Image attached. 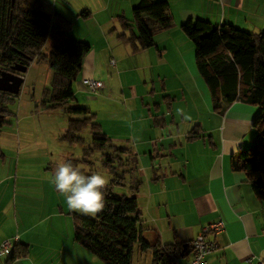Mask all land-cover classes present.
Here are the masks:
<instances>
[{
    "label": "crops",
    "instance_id": "obj_1",
    "mask_svg": "<svg viewBox=\"0 0 264 264\" xmlns=\"http://www.w3.org/2000/svg\"><path fill=\"white\" fill-rule=\"evenodd\" d=\"M118 1L132 9L140 2ZM153 1H166L174 20L171 29L160 33L164 37H159L158 41L154 39L153 48L159 52L161 59L166 58L169 47H173L170 40L177 41V45L188 42L181 37L179 31L181 24L188 19H203L216 28L225 23L248 33L264 32V0ZM86 12L90 14L89 16L92 15L90 10ZM174 36L179 40L174 39ZM188 49L182 55L179 48L170 50H176L173 51L174 58L185 62L195 78L197 92L201 98L198 102H201L203 116L192 117L191 121H184L182 118L175 120L174 109L169 106L160 116L161 122L158 121V117H154L157 119V125L150 122L151 130L148 132L149 127L145 129L141 126L139 130L143 133L132 140L139 158L142 154H148L151 160L152 173H147L145 169V180L136 185L138 193L144 191L147 194L146 208L154 210L161 204L169 207L170 211L172 203H178L180 206L178 212L172 211L168 216L169 230L167 229L166 236L162 226H157L156 233L140 224L142 236L146 241L154 236V245H188L204 227L221 221L222 230L208 236V240L214 241L217 247L205 256L203 264H255L258 260L264 262V204L256 198L246 174L232 168V163L238 159L239 152L254 144L256 131L253 123L259 109L236 100L221 112L213 110L209 90L196 68L194 45ZM175 52L181 56H176ZM95 56V53L89 51L84 57L82 81L93 79ZM104 90L103 84V88L99 90L101 96H104ZM162 90L166 91L165 87ZM108 94L113 95L114 90L110 89ZM132 95L135 96L134 92ZM182 97L188 107L196 108L195 102L190 97H185L184 89ZM165 98L177 99L176 96L173 98L164 96L163 99ZM161 107L155 104L157 110ZM95 116L96 122L97 115ZM96 123L100 126V131L111 141H123L121 138H113L115 135L111 134L100 120ZM195 126L199 128V134L191 138L189 133ZM158 142L161 145L157 147ZM120 147L126 149L124 146ZM139 147L143 148L142 154ZM151 148H159L157 153L159 160L155 159ZM156 170L161 174L157 175ZM2 184L0 181V186ZM2 186L0 244L9 240L11 247L7 253L0 255V264H102L97 256L75 241L72 217L68 219L66 215V228L69 227V230H60L57 222L62 221V215L55 213L38 218L32 217L26 211L27 201H24V198H27V195L23 191L20 195L22 207L20 206L19 210L17 206V183L13 187ZM12 193L13 202L3 199ZM136 198L142 216L138 197ZM182 215L186 218L184 224L178 220ZM160 220H164V217L159 216L158 221ZM43 223L49 224V228L41 229ZM18 244L27 245V255L9 261L14 246ZM190 259L189 250L188 254L182 255L178 261L180 264H188Z\"/></svg>",
    "mask_w": 264,
    "mask_h": 264
},
{
    "label": "rangeland",
    "instance_id": "obj_2",
    "mask_svg": "<svg viewBox=\"0 0 264 264\" xmlns=\"http://www.w3.org/2000/svg\"><path fill=\"white\" fill-rule=\"evenodd\" d=\"M128 6L118 0H41V8L44 12L49 15L57 13L70 22V27L66 29L69 37L89 45L90 51L95 53L93 79L102 80L105 86L104 96H101L99 91L91 92L83 84L82 72H80L73 83L74 100L61 108L45 109L43 95L45 90H51L53 72L46 60L40 57L32 61L27 71L22 74L23 83L19 93L10 94L0 106V181L3 182L1 186L13 187L17 183V206L19 210L20 206L22 207L20 195L23 191L27 195V198H24V201H27L26 211L32 217L38 218L55 213L62 215V221L57 222V227L63 231L69 230V227L66 228V215L68 219L73 218V212H69L65 198L55 190L51 177L58 164L68 161L79 166L84 174L96 172L103 175L108 184L124 175L122 185H115L113 192L116 195L138 197L139 208L142 209L141 225L152 232L157 231V226H162L166 236L168 216L172 211L180 210L178 203H172L170 211L169 207L161 204L154 210L146 208L147 194L144 191L136 192L135 186L145 180V169L147 173H152L151 160L148 154H142V147L138 148L142 154L139 158L132 140L143 133L139 130L141 126L145 129L149 127L148 132L149 129L151 130L150 122L157 125V119L154 117H158V121L161 122L160 116L169 106L174 109L175 120L181 119L176 115L177 108H183L191 117L203 116L201 102H198L201 98L197 92L195 78L187 64L173 56V51L177 48L182 55L193 45L180 29L181 37L188 42L177 45V41L170 40L173 47H169L166 58L161 59L159 52L153 47L132 53L131 46L122 42L119 37L122 33L128 37L130 35L128 31L122 30L120 23L121 17L128 21L132 20V8ZM86 10H90L92 15L83 16ZM132 30L136 35L135 26ZM163 31L155 32L156 41L159 37H164L160 34ZM173 38L179 40L177 36ZM162 41L165 42L163 39ZM172 48L176 50L171 51ZM50 49L51 42L47 40L41 55H48ZM175 53L176 56H181L178 52ZM111 59L114 65L110 63ZM163 87L166 91L162 90ZM110 89L114 90V97L108 94ZM183 89L185 97H190L195 102V109L193 106L188 107L183 101ZM133 92L137 96L136 99L132 95ZM164 96L171 98L176 96L177 99H163ZM155 104L161 105V109L157 110ZM83 108L95 113L97 120L115 135L113 138L123 139V141H112L111 145L124 146L128 152L115 153L111 148L88 152L92 144L90 125L79 132L81 138L79 142L71 143L63 139L69 120H80L85 117V114L77 111ZM160 145L161 143L158 142L157 147ZM158 149L151 148L156 160H159ZM104 154L114 156L119 154L123 164L120 165L115 159L112 168L105 167ZM156 173L161 174L158 171ZM3 199L13 202V193ZM180 205L186 206V204ZM184 212L188 213L185 210ZM159 216L164 217V220L158 221ZM178 220L183 224L186 222L183 215ZM40 228L48 229L49 224L43 223ZM147 242L154 245V236L149 237ZM151 262L152 253H141L139 245H135L132 263L151 264Z\"/></svg>",
    "mask_w": 264,
    "mask_h": 264
},
{
    "label": "trees",
    "instance_id": "obj_3",
    "mask_svg": "<svg viewBox=\"0 0 264 264\" xmlns=\"http://www.w3.org/2000/svg\"><path fill=\"white\" fill-rule=\"evenodd\" d=\"M10 3L11 0H0V64L18 62L28 68L32 61L42 57L53 72L51 90L44 91L43 106L45 109L61 108L75 98L73 83L90 47L68 36L66 29L70 22L61 15L50 14L51 20L45 21L32 13L33 9L42 10L41 0H14V6ZM82 15L88 17L90 14ZM120 23L122 30L130 33L129 37L122 33L121 41L136 53L154 47L155 32L171 29L174 20L166 1L140 0L132 9V20L121 17ZM134 26L136 35L132 30ZM180 29L194 45L196 68L209 90L213 110L221 112L236 100L259 109L253 123L254 144L239 152L232 168L246 174L256 198L264 204V32L248 33L225 23L216 28L203 19H188ZM47 40L51 42V49L48 55L42 56L41 50ZM9 95L0 91V106ZM77 111L85 117L69 120L63 139L79 142V132L90 125L92 144L88 152L107 148L115 153L128 152V149L111 145L112 141L95 122V114L84 108ZM198 134L197 126L189 133L191 138ZM104 156L107 168L113 167L115 159L123 164L119 154ZM123 180L124 175H121L103 189L105 207L95 218L73 213L75 241L97 256L102 264H132L135 245H139L141 253H152L151 264H172L187 255L191 243L151 245L143 238L136 196L113 192L114 186L122 185ZM135 190L137 192V186ZM184 245L187 246L185 252ZM27 253V245H15L9 261Z\"/></svg>",
    "mask_w": 264,
    "mask_h": 264
},
{
    "label": "clouds",
    "instance_id": "obj_4",
    "mask_svg": "<svg viewBox=\"0 0 264 264\" xmlns=\"http://www.w3.org/2000/svg\"><path fill=\"white\" fill-rule=\"evenodd\" d=\"M176 115L184 121L192 119L183 108H177ZM51 183L58 194L65 198L69 212L95 217L105 207L103 189L108 181L99 173L86 175L79 166L70 161L63 162L53 170Z\"/></svg>",
    "mask_w": 264,
    "mask_h": 264
},
{
    "label": "built area",
    "instance_id": "obj_5",
    "mask_svg": "<svg viewBox=\"0 0 264 264\" xmlns=\"http://www.w3.org/2000/svg\"><path fill=\"white\" fill-rule=\"evenodd\" d=\"M110 63L114 65V61ZM83 84L93 93H96L103 88V83L94 79H85ZM223 228L221 221L209 224L204 227L198 235L191 242V259L188 264H203L204 258L207 254L216 249L217 245L214 241L208 240V236L220 232ZM11 247L9 240H5L0 244V255L7 253ZM172 264H180L178 260H174ZM255 264H264L263 261L258 260Z\"/></svg>",
    "mask_w": 264,
    "mask_h": 264
},
{
    "label": "water",
    "instance_id": "obj_6",
    "mask_svg": "<svg viewBox=\"0 0 264 264\" xmlns=\"http://www.w3.org/2000/svg\"><path fill=\"white\" fill-rule=\"evenodd\" d=\"M32 13L39 16L41 19L45 21H50L51 17L48 13L44 12L43 10L33 9ZM14 71L19 72L21 74L27 71V66L19 65L14 66L12 68ZM23 83V77L17 74H13L11 72H6L0 70V91L6 92L9 94L16 95L19 93L21 85ZM186 245L183 247V251L186 249Z\"/></svg>",
    "mask_w": 264,
    "mask_h": 264
},
{
    "label": "flooded vegetation",
    "instance_id": "obj_7",
    "mask_svg": "<svg viewBox=\"0 0 264 264\" xmlns=\"http://www.w3.org/2000/svg\"><path fill=\"white\" fill-rule=\"evenodd\" d=\"M4 5L5 4H3V9H4ZM10 6H14V0H11V3H10ZM7 11H8V7H7V9H6ZM20 65V63H18V62H14V63H11V64H0V70H2V71H6V72H11V73H13V74H17V75H20V76H22V74L21 73H19V72H16V71H14L12 68L14 67V66H19Z\"/></svg>",
    "mask_w": 264,
    "mask_h": 264
},
{
    "label": "bare ground",
    "instance_id": "obj_8",
    "mask_svg": "<svg viewBox=\"0 0 264 264\" xmlns=\"http://www.w3.org/2000/svg\"><path fill=\"white\" fill-rule=\"evenodd\" d=\"M190 247H191V245H190Z\"/></svg>",
    "mask_w": 264,
    "mask_h": 264
}]
</instances>
